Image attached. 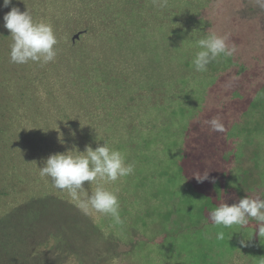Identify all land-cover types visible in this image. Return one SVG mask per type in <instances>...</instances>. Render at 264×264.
<instances>
[{
    "label": "rangeland",
    "instance_id": "374dc122",
    "mask_svg": "<svg viewBox=\"0 0 264 264\" xmlns=\"http://www.w3.org/2000/svg\"><path fill=\"white\" fill-rule=\"evenodd\" d=\"M254 1L12 0L4 8L0 0V217L31 211L35 253L44 254L34 264H135L131 241L145 237L157 239L144 252L153 264H264L255 220L244 228L208 220L221 203L264 198V10ZM12 7L52 25L54 61L11 62L3 17ZM210 33L237 51L197 72L192 59ZM214 117L225 131L204 123ZM103 143L123 152L134 172L83 186L89 195L97 184L116 192L122 224L81 208L39 171L51 154ZM8 179L21 194L13 202ZM50 194L59 196L50 214L16 206ZM7 227L9 237L26 236ZM35 229L43 237L55 232L72 252L56 258L45 250L51 241L39 247Z\"/></svg>",
    "mask_w": 264,
    "mask_h": 264
},
{
    "label": "clouds",
    "instance_id": "9594fccd",
    "mask_svg": "<svg viewBox=\"0 0 264 264\" xmlns=\"http://www.w3.org/2000/svg\"><path fill=\"white\" fill-rule=\"evenodd\" d=\"M264 10V0H256ZM12 0H3V7L8 8ZM4 27L10 32V60L15 64L39 62L47 64L55 60L58 43L53 27L44 21H34L31 13L21 12L12 7L4 17ZM227 37L210 33L198 41L199 51L192 59L197 72L207 71V66L217 57H232L237 48L227 44ZM238 78V77H234ZM213 132L225 131L219 117L204 121ZM135 165L126 161V155L118 149L109 147L107 143L97 145L95 150L90 145L83 152L76 148L64 153L51 154L39 167L40 175L50 177L52 185L58 190H67L81 208H91L98 213L109 215L116 224H122L120 203L116 192L108 190L103 184H97L95 191L89 195L84 182H94L97 178L105 182H116L134 172ZM198 182L209 178V173L197 174ZM208 220L214 226L230 228L233 225L247 227L250 220L256 221L255 232L264 238V198L246 196L229 205L221 203L208 213ZM218 239L224 238L223 232L217 233ZM242 246H246L243 240Z\"/></svg>",
    "mask_w": 264,
    "mask_h": 264
},
{
    "label": "trees",
    "instance_id": "16d2710c",
    "mask_svg": "<svg viewBox=\"0 0 264 264\" xmlns=\"http://www.w3.org/2000/svg\"><path fill=\"white\" fill-rule=\"evenodd\" d=\"M216 1L220 2V0H216ZM223 1L228 6V2H230V0H223ZM254 4L257 5V2L254 1ZM229 8H232L231 3L229 5ZM256 9L259 10L260 7L257 6ZM0 154H2L1 150H0ZM8 174L10 177L11 173L8 172ZM4 182H6V188L9 186V184H12V188L7 189V191L5 192V194H8V197H10V194L13 196V198L11 199L12 202L16 198H19L21 196L20 191H19V187H18V183L16 182V180L8 179ZM28 189L30 190V188H28ZM11 192H13V193H11ZM51 197L54 199V201H51L49 203L45 202L46 200H49ZM57 198H59V196ZM57 198L53 197V194H50L48 196L37 197L33 200L27 199L24 197L25 201L21 204L18 203L19 205H16V206H21V205L27 204V208L33 209L34 210L33 212H36L38 214H44V213L50 214V211L54 210V207L56 205V204H54V202H55V199H57ZM61 201H63V200H61ZM63 207L65 208V210L68 208V206L66 204L62 205L59 216L63 215V213H64ZM17 210L18 209H16L14 216L12 214L9 215V212H6V213H3L0 217V220H1L0 228H2L1 232H0V264H34V262L36 260H41L43 255H44L42 253V251L35 253V248H38V247L37 246L35 247L36 243L33 241L34 237L32 236V230H31L32 225H31V222H29L31 220H30V217H27V215H29V213L31 211L26 213V214L23 213L25 215L23 217H20L19 216L20 211H17ZM170 216H171V213L168 214V216H167L168 218L165 219L164 223H168L171 220ZM9 218H12V220H9ZM66 218H68V217L66 216ZM73 218H76V220H78L77 215L73 216ZM7 224L12 226V228L18 230V232L25 233V235H26L25 237H27V238L31 237L30 243L24 244L22 242V240L25 237H23V236L9 237L8 236L9 233H7V231H8ZM18 227H20L21 230H19ZM141 229H142L143 233H145L148 231L149 225L147 223H144L142 225ZM37 231H38V229H35L33 231V233L36 237H38L39 247L41 245L47 246V244L51 241L52 244L49 243L50 246L48 248H46L45 250L46 251H52V252H53V250H55L53 256H55L56 258L64 256L65 254H68V252H72V246L66 240H64L63 237L57 235L55 232L49 231L47 236L43 237L40 234H36ZM173 237L174 236H172V235H171V237H169V239H170L169 242L175 240ZM8 240H10V241L8 242ZM156 240L154 239L152 241H149V239L146 240V237H145V239L141 238V239H135V240L131 241L132 249L129 251L128 254H130V256L133 258V260H135V262H136L135 264H153V262H155L153 258L151 259V258H149V256H145L147 253L144 254V252H148V249H149L148 246L153 244ZM5 243L10 244V245L6 246ZM55 246H59V247H55ZM165 247L169 249V253H170V251H171V253H175L174 247L170 243L167 244ZM81 252L84 253V250H82ZM31 254H32V257H30ZM62 254H64V255H62ZM156 261H157V259H156ZM169 263H172V262H169ZM188 264H191V263H188Z\"/></svg>",
    "mask_w": 264,
    "mask_h": 264
},
{
    "label": "water",
    "instance_id": "95a60500",
    "mask_svg": "<svg viewBox=\"0 0 264 264\" xmlns=\"http://www.w3.org/2000/svg\"><path fill=\"white\" fill-rule=\"evenodd\" d=\"M78 37H79V34L76 33V34L73 35L72 40H75V39H77Z\"/></svg>",
    "mask_w": 264,
    "mask_h": 264
}]
</instances>
